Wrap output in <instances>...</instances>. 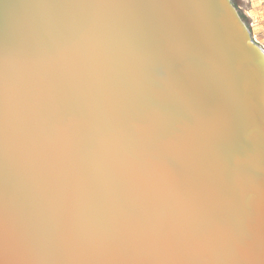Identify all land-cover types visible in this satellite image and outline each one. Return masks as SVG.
<instances>
[{
  "label": "water",
  "instance_id": "1",
  "mask_svg": "<svg viewBox=\"0 0 264 264\" xmlns=\"http://www.w3.org/2000/svg\"><path fill=\"white\" fill-rule=\"evenodd\" d=\"M253 46L232 0H0V264H264Z\"/></svg>",
  "mask_w": 264,
  "mask_h": 264
},
{
  "label": "rangeland",
  "instance_id": "2",
  "mask_svg": "<svg viewBox=\"0 0 264 264\" xmlns=\"http://www.w3.org/2000/svg\"><path fill=\"white\" fill-rule=\"evenodd\" d=\"M252 37L264 47V0H232Z\"/></svg>",
  "mask_w": 264,
  "mask_h": 264
},
{
  "label": "bare ground",
  "instance_id": "3",
  "mask_svg": "<svg viewBox=\"0 0 264 264\" xmlns=\"http://www.w3.org/2000/svg\"><path fill=\"white\" fill-rule=\"evenodd\" d=\"M253 55L254 58L252 60V65L255 66L254 68L259 71L260 74L264 76V47L261 48H254L253 46ZM197 242L190 243L191 247H196Z\"/></svg>",
  "mask_w": 264,
  "mask_h": 264
}]
</instances>
